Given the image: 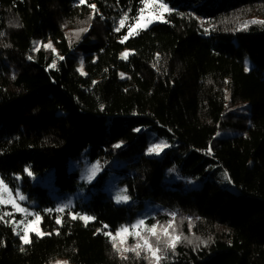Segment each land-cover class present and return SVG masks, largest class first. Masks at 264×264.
I'll use <instances>...</instances> for the list:
<instances>
[{"label":"trees","instance_id":"1","mask_svg":"<svg viewBox=\"0 0 264 264\" xmlns=\"http://www.w3.org/2000/svg\"><path fill=\"white\" fill-rule=\"evenodd\" d=\"M163 3L166 22L121 43L119 20L131 23L141 0H87L92 19L79 0H0V180L22 189L51 233L21 251L15 225L0 222V264H149L143 254L121 259L97 230L151 226L169 218L165 209L195 239L163 264H264V24L241 29L264 21V0ZM160 140L168 147L149 154ZM86 159L118 162L130 203L95 189L56 212L55 196L81 185L70 166ZM172 168L179 178L167 181Z\"/></svg>","mask_w":264,"mask_h":264},{"label":"snow or ice","instance_id":"2","mask_svg":"<svg viewBox=\"0 0 264 264\" xmlns=\"http://www.w3.org/2000/svg\"><path fill=\"white\" fill-rule=\"evenodd\" d=\"M80 5L87 4V0H79ZM143 7H141L138 11L136 17L131 18L132 22L129 23L130 17L127 13H125L122 18L119 20V24L116 27L115 31L119 32L121 29L127 27V34L124 35L121 39V43H124L129 37L138 35L140 31L146 29L149 25H151L155 21L166 22L164 18V14L169 12L170 9L168 6L163 3V0H141ZM87 6L92 9L93 15L89 17V19L94 18L97 13L95 4H87ZM250 23H260L264 24V21H245L241 25V29H246ZM239 30V29H238ZM88 28H81L79 33L87 32ZM45 48L52 49L55 52V49L52 47L51 43L43 45ZM129 55L128 51H125L121 54L122 59H127ZM59 59H63V57H59ZM56 61L53 60L52 65L50 67H55ZM81 74H85L83 72V63H81V68L79 69ZM123 78V74H121ZM95 83V82H94ZM139 131V129H137ZM115 147H120L119 144L115 145ZM168 147L166 143H158L153 144L148 148L149 154L159 155L160 152L163 151L164 148ZM210 151V149H209ZM101 170V165L99 162L91 165L88 169L87 175L84 177L86 180L91 182L92 179L95 178L97 173ZM28 175L32 176V173L28 171ZM225 178L227 179V174H225ZM19 200H24L25 197L16 194ZM130 197L127 195L126 190H121L117 192L115 195V200L117 203H126ZM11 206L12 210L9 211H0V222L4 223H12L15 225L13 227V231L19 236V239L22 242V245H29L31 241V234H35L37 237H42L44 235H51V233H44L39 228V223L41 221V216L38 213H31L26 208H23L16 199V196H13L11 189L4 183L3 180H0V208ZM70 204H64L56 208V212L64 213L67 209H70ZM51 212L52 210H48ZM15 213H22L25 219L20 221L6 220L5 217H14ZM71 220H81L88 224L90 221H94L95 217L87 214L81 213H70ZM171 219L169 220L167 225H160L159 222L153 224L151 226L146 225V221L144 219L138 220L136 223L131 225H123L119 229H117L114 233L112 231H104V229L108 228V225H103L102 229H98V232H102L103 235L108 237L111 246L115 252H117L121 259H128L127 253H134L137 258L144 255V258L149 261V264H161V261L166 259V254L168 251H175L176 245L180 243L185 237L177 232L175 226V213L170 214ZM32 216L33 219H27V217ZM62 217H56V224L62 225ZM17 228H20V231H17ZM59 235V231L56 232ZM131 236L135 239L136 243L134 245L128 246L127 239ZM191 242V241H189ZM163 245V246H161ZM23 246L21 247V251H23ZM56 264H68L67 261H56Z\"/></svg>","mask_w":264,"mask_h":264},{"label":"rangeland","instance_id":"3","mask_svg":"<svg viewBox=\"0 0 264 264\" xmlns=\"http://www.w3.org/2000/svg\"><path fill=\"white\" fill-rule=\"evenodd\" d=\"M169 8V7H168ZM171 11V10H170ZM169 11V12H170ZM169 12H166L165 14H164V17L169 13ZM161 21H155V22H153L152 24H155V23H160ZM151 24V25H152ZM151 25H149L147 28H149ZM146 28V29H147ZM145 30V29H144ZM46 44H48V43H46ZM45 44V45H46ZM52 47L54 48V46H53V44H52ZM47 49H49V48H47ZM55 49V48H54ZM52 50V49H51ZM125 51H127V50H125ZM124 51V52H125ZM55 52H56V50H55ZM123 52V53H124ZM129 52V51H128ZM130 53V52H129ZM81 68V66L79 67V69ZM79 69H78V72L79 73H81L80 71H79ZM84 72V71H83ZM242 111H244V109H241V110H239L238 112H240V113H242ZM158 143H165V141L163 140V141H157L156 143H154V144H158ZM153 145V144H152ZM152 145H149V147H151ZM149 147H147V152H148V148ZM165 149V148H164ZM164 149H163V151H164ZM162 151V152H163ZM162 152H160V154L162 153ZM159 154V155H160ZM151 155H155V156H157L156 154H151ZM85 158L83 157V160H84ZM119 163L118 162H109V161H104V162H101L100 163V165H101V170L97 173V175L96 176H98V174L99 173H103L104 174V176H102L101 178H99V180H97L96 181V183H92V182H89L88 180H86L84 177L87 175V172H88V169L91 167V165H89V160L88 159H86L85 161H82V163L80 164V163H76L75 162V164H73V166H70V169L71 170H73V168H78L79 169V172H80V181H81V185L77 188V190H76V192L74 193V194H72V196H70V197H68V196H66L65 194H64V196H62V195H59V196H55V198L57 199V200H59V202L61 203V205H64V204H70L71 206L74 204V202H73V200H74V198H75V196L77 195H83V193L84 192H86V191H88V190H91V191H93V190H95V189H97V190H99V191H102V192H105V193H107L109 196H110V198H112L113 199V201L116 203V204H121V203H117L116 202V200H115V195H116V193L117 192H120L123 188L119 185V183H118V178H120L121 176H122V172H121V168L122 167H120V165H118ZM93 165V164H92ZM46 175H50V176H53V173H52V170H50L49 172H47L46 173ZM96 176H95V178H96ZM45 177V176H44ZM94 178V179H95ZM179 178V174H178V172H177V170L176 169H174V168H172V169H169V171H167V173H166V177H165V180H167V181H172V180H176V179H178ZM43 179H45V178H43V176H41V179L39 178V180H41V183H44V180ZM94 179H92V180H94ZM38 180V179H37ZM82 183H84V185H82ZM92 183V184H91ZM192 185V183L191 182H189V185ZM188 185V184H187ZM185 186L184 188H188V187H190V186ZM9 188V187H8ZM10 189V188H9ZM12 191V194H13V196H16V199H17V202L23 207V208H26L29 212H31V213H33V211L30 209V205H31V202L28 200V197H27V195L22 191V189H20V187L18 186L16 189H14V190H11ZM17 193H19L20 195H22V196H24L25 197V199L24 200H19V198H18V196L16 195ZM128 203H130V200H128L126 203H122V204H128ZM8 208H10V210L11 211H13L12 210V208H11V206H7ZM161 210V209H160ZM159 210V211H160ZM163 213H168L169 214V218L167 219V220H165V221H162V220H158L157 222H159V224L160 225H167L168 224V222H169V220L171 219V215L170 214H172V213H174V212H170V211H167L166 209H165V212H163ZM18 214H20L21 215V220H23V219H25V217H24V215L22 214V213H18ZM27 219H33V217L32 216H29V217H27ZM139 220V219H138ZM138 220H135V221H133V222H131L129 225H131V224H134V223H136ZM18 221H20V220H18ZM183 219H181V218H177V217H175V221H174V223H175V226H176V229H177V232L178 233H181L184 237H185V239L184 240H188V238L189 239H192V238H194V237H191V236H186L185 235V233H184V229H183ZM157 222H155L154 224H156ZM147 225V224H146ZM147 226H149V225H147ZM39 228H40V226H39ZM189 228H191L190 226H189ZM20 229V228H19ZM40 230H41V228H40ZM42 231V230H41ZM191 235H192V233H190ZM32 237H37L34 233L33 234H31V238ZM195 239V238H194ZM181 242H183V240L181 241ZM136 243V241H135V239H133L131 236H129L128 237V239H127V245L128 246H131V245H134ZM20 245H22V242H21V240H20ZM22 246H24V245H22ZM161 246H163V245H161ZM166 258H167V254H166ZM166 259H164V260H162L161 261V264H163V261H165Z\"/></svg>","mask_w":264,"mask_h":264}]
</instances>
